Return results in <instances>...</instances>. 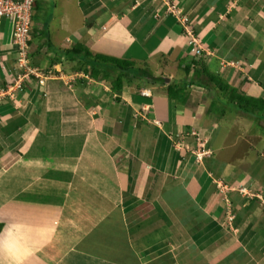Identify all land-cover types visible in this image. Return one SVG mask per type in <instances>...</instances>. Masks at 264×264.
Here are the masks:
<instances>
[{"label": "crops", "instance_id": "1", "mask_svg": "<svg viewBox=\"0 0 264 264\" xmlns=\"http://www.w3.org/2000/svg\"><path fill=\"white\" fill-rule=\"evenodd\" d=\"M50 1L31 23V74L0 31V264H264V153L226 142V116L248 120L213 114L196 69L184 104L166 92L187 81L194 37L210 72L263 96L264 0ZM75 42L150 77L116 88L86 61L69 72L77 60L55 51ZM195 135L211 153L201 160Z\"/></svg>", "mask_w": 264, "mask_h": 264}, {"label": "trees", "instance_id": "2", "mask_svg": "<svg viewBox=\"0 0 264 264\" xmlns=\"http://www.w3.org/2000/svg\"><path fill=\"white\" fill-rule=\"evenodd\" d=\"M37 9L39 8L36 0H32L31 20L34 10L36 11ZM47 22L45 23L46 25L44 24L42 28L41 38L43 39L44 44L49 46L50 41L47 30ZM29 42L30 40L27 41L28 44ZM194 50H196V47ZM59 51L60 53H58V50L55 51L57 57L66 56L68 57L67 60H77L82 64L86 61V66L84 67V70L90 72V75L92 77H96L98 76V73H101L102 77L108 78L110 75V71H114L116 73V78L114 79L116 88L120 87V83L124 75L129 74L130 77H136L144 80H148L147 78L150 77L149 71H147V69L145 68H137L135 72L132 71L131 69L134 67L135 64L134 61L124 58H118L115 56H108L101 53H94L81 42H75L72 44L71 47L66 49H60ZM204 55L205 54H203V50L200 51V54H197L196 51H194V58L191 56L189 60L190 62H188V65H186L184 68V70L187 72L186 77L188 78L186 82L182 80V83L184 84L183 86L171 82L167 84L166 92L169 99H173L174 102L178 104H184L187 99V96L185 94V85H187L186 83H194L198 86L202 85L200 79L193 80L190 75V70L196 69L197 71L202 72L205 75L207 82H209L206 84L207 89L209 91L212 89L220 91V94L223 96L222 101L220 102V114L223 115L225 112H231L249 119L258 118L264 120V95L254 97L240 92L236 87L221 79L217 74L210 72L208 68L205 67L202 59V56ZM88 66L90 67V71L88 69ZM152 80L157 81L159 83H164V79L159 76L153 77ZM217 99L219 98L216 97L215 101L218 102ZM213 104L214 103L212 102L211 106H213ZM210 108L213 109V107ZM1 228L2 223H0V230Z\"/></svg>", "mask_w": 264, "mask_h": 264}, {"label": "rangeland", "instance_id": "3", "mask_svg": "<svg viewBox=\"0 0 264 264\" xmlns=\"http://www.w3.org/2000/svg\"><path fill=\"white\" fill-rule=\"evenodd\" d=\"M36 2L38 4V8L39 9H37L36 11L34 10L31 23L36 24L37 27H40L41 24L43 25V22H44V19H45V17H44L45 13L47 15V14L53 12L54 4L50 0H36ZM1 20H3V25L2 26H1V24H2ZM1 20H0V26H1L0 31L1 32H5V33L8 34V35H3L5 40L3 39L4 41H2V42H7L10 39V44L12 46L13 37H11V35L9 34L10 33L9 23H7V22L5 23L4 19H1ZM182 24L185 26V22L184 21L182 22ZM33 39L36 40V41L38 40L37 42L40 41V38L39 39L38 38H33V36H32V40L30 42H32ZM195 42H199V41L195 39ZM33 43H36V42L33 41ZM199 44H200V42H199ZM69 45H70V43H69ZM69 45H67V46H69ZM71 46H69V47H71ZM200 46H201V44H200ZM12 48H14V47H12ZM34 49H35L34 46L29 48V49H28V46H27L26 47L27 55L29 56V50H30V52H32V51H34ZM50 49H53V46H51ZM58 53H60L59 50H58ZM63 58L68 59V57H66V56L63 57ZM151 60H152V64L153 65L149 64V68L153 67V69H155V65H157L160 62L158 60H155L152 57H151ZM28 64H29V62H26V64H25L26 67L25 68H27L28 70H32L33 71V68H30V66H29L30 64L29 65ZM64 65L68 66L67 70H69V72H77L78 70H81L83 68L82 63H80L78 61H74V62H70V63L66 62V64H64ZM149 72H151V71H149ZM29 74H30V72H28L26 75H29ZM14 77H16V76H14ZM25 78L28 79V77H25ZM172 83H176V84H179V85H182V86L184 85L177 78L172 80ZM2 88H3V86H2ZM9 90H11V92H13V89H9ZM186 90H188V86H187ZM190 90H188V92L185 93L186 96H188V98H189V96L191 94V93H189ZM212 92H213V95H214L215 98L216 97L219 98V99H217L218 102L217 101L213 102L214 104H213V106H211V107H213V111H214L213 114H218V116H219V114H220L219 109L221 110L220 102L222 101L223 96L221 94H219V92L217 90H213ZM197 94L198 95L195 96L196 99L193 98L192 101H191L192 105L196 104V102L199 100V98L201 96L200 93H197ZM202 98L204 99L203 95H202ZM210 109L211 108L209 107V110ZM227 118H230L229 119L230 121L227 120ZM225 119H226L225 120L226 124H227V122H228V124L231 123V128H230V131L228 132L229 133L228 134L229 141L226 140L227 143H231V145H234V147L237 148V150L239 151L240 154H242V153H245V154L246 153H250L251 154L254 151H255L254 154H257L256 152H260V153L263 152L264 153V133L262 132L264 130V120L263 119H258V118L249 119V118H245L246 120H248V122H246V124H243V126L240 125V123H238L240 121H238V119L235 118L234 115L233 116H228V117L226 116ZM221 121L224 122V120H221ZM235 122H236L237 125H234ZM243 122H245V121H243ZM190 131H192V130H190ZM192 133L194 134V131H192ZM195 136H196V138H195L196 139V143H195L196 144L195 145L196 149L195 150H199L200 148L198 149L199 145H198L197 139L199 141V139H200L199 137H201V136H199V135H195ZM203 154H205V152ZM253 159H255V157H253ZM258 166L260 167L261 164L258 163Z\"/></svg>", "mask_w": 264, "mask_h": 264}, {"label": "built area", "instance_id": "4", "mask_svg": "<svg viewBox=\"0 0 264 264\" xmlns=\"http://www.w3.org/2000/svg\"><path fill=\"white\" fill-rule=\"evenodd\" d=\"M31 11L32 0H0V20L4 19L10 23L11 37H13L12 47H14L13 49L15 50L17 61L24 65L27 62L28 56L26 47L28 46L27 41L30 39ZM186 32L189 36H193L189 30L186 29ZM191 42H193L196 47V53L200 54V51L203 49L199 42H195L194 37L191 39ZM24 70H26L25 74L33 72L28 69ZM42 82L43 79L40 80V83ZM16 84H18V82ZM198 149L199 150H194L192 152L198 160H201L203 156L210 154V151L205 148L204 145H199ZM204 152L205 154H203ZM228 213L227 219L228 222H230L233 218V214L230 213V211H228Z\"/></svg>", "mask_w": 264, "mask_h": 264}, {"label": "clouds", "instance_id": "5", "mask_svg": "<svg viewBox=\"0 0 264 264\" xmlns=\"http://www.w3.org/2000/svg\"><path fill=\"white\" fill-rule=\"evenodd\" d=\"M6 21V20H5ZM183 22V21H182ZM10 30H11V27H10ZM187 33V32H186ZM188 35V34H187ZM189 36V35H188ZM31 40V32H30V39ZM28 44V43H27ZM29 45V44H28ZM14 50V49H13Z\"/></svg>", "mask_w": 264, "mask_h": 264}, {"label": "water", "instance_id": "6", "mask_svg": "<svg viewBox=\"0 0 264 264\" xmlns=\"http://www.w3.org/2000/svg\"><path fill=\"white\" fill-rule=\"evenodd\" d=\"M167 80V78H165V81Z\"/></svg>", "mask_w": 264, "mask_h": 264}]
</instances>
